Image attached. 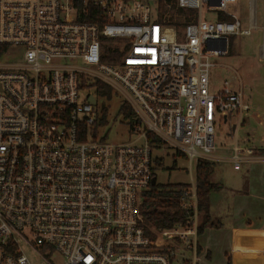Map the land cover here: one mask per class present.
<instances>
[{"label": "built area", "instance_id": "2783aa9c", "mask_svg": "<svg viewBox=\"0 0 264 264\" xmlns=\"http://www.w3.org/2000/svg\"><path fill=\"white\" fill-rule=\"evenodd\" d=\"M215 1L178 0L198 12L179 30L159 21V0H0L1 56L15 59L0 64V264L199 262L196 167L221 160L217 129L233 139L236 169L264 160L254 135L238 136L251 109L241 78L214 92L209 80L231 38L256 25L243 28L237 0ZM112 93L135 113L132 141L98 132V98ZM148 134L191 172L178 193L183 219L151 227L152 237L142 204L159 158ZM249 261L264 264V244Z\"/></svg>", "mask_w": 264, "mask_h": 264}, {"label": "rangeland", "instance_id": "374dc122", "mask_svg": "<svg viewBox=\"0 0 264 264\" xmlns=\"http://www.w3.org/2000/svg\"><path fill=\"white\" fill-rule=\"evenodd\" d=\"M229 5L241 20L243 28H250L251 23L256 28L251 29L250 35L231 38L229 53L217 59L221 66L210 70V90L214 92L219 89L226 78H241L244 100L251 109L244 116L238 136L243 140L254 135L249 145L264 148V0H237ZM208 7L207 4L203 5V17L213 20L216 12L209 11ZM14 60L12 55L0 56V64ZM124 99L114 93L110 98H98L99 108L105 110L107 122L98 125L97 129L99 133L106 134L108 142H127L135 138L129 120L119 112ZM216 143L214 155L221 160L215 161L211 180L218 187L207 199L211 222L199 234L205 252L199 254L201 259L197 264H228L232 259L233 241L236 239L237 244L247 233H255L254 226L264 228V160L246 162L236 169L231 162L233 139L226 127L217 129ZM258 153L262 154L261 151ZM153 157L159 158L158 162H161L154 167L157 196L164 190L174 191L180 185L191 183L189 159L185 155L173 149L154 147ZM193 174L195 168L192 169ZM156 205L159 210H163L157 197ZM143 221L146 223L145 219ZM258 237V241H264V231L258 233ZM236 264L243 262L238 259Z\"/></svg>", "mask_w": 264, "mask_h": 264}, {"label": "trees", "instance_id": "16d2710c", "mask_svg": "<svg viewBox=\"0 0 264 264\" xmlns=\"http://www.w3.org/2000/svg\"><path fill=\"white\" fill-rule=\"evenodd\" d=\"M159 21L164 24L174 25L177 29L185 27L188 23L193 22L198 17V12L193 9H185L178 5V0H159ZM218 19L229 21L230 17L220 13ZM3 53V49H0V56ZM100 93H102V87H100ZM119 112L123 113L129 120V125L135 119V113L131 106L126 103H121L119 106ZM107 121L104 117L101 120V124L104 125ZM149 142L152 146L159 142L151 134H148ZM264 153V149L262 150ZM161 162H158L160 164ZM215 162L200 159L196 167V193L198 199V208L202 214V221L199 226V233H202L207 225L210 224L211 217L207 208V199L209 194L215 190L218 186L212 182L211 176L213 174ZM155 175V173H154ZM156 176V175H155ZM154 184L150 191L145 193L144 202L142 204V215L146 221L145 230L146 234L151 236V227L163 228L172 226L176 222L183 219V211L178 208V193L180 188H188L190 185H180L174 191H163L157 196V188ZM156 197L159 198L163 210H159L156 205ZM212 224V223H211ZM153 235V234H152ZM152 237V236H151ZM245 239H242V241ZM240 241L236 244L237 250L240 248ZM155 243V241H154ZM243 246V245H242ZM228 264H232L231 259ZM236 264V263H235Z\"/></svg>", "mask_w": 264, "mask_h": 264}, {"label": "crops", "instance_id": "0c3cea01", "mask_svg": "<svg viewBox=\"0 0 264 264\" xmlns=\"http://www.w3.org/2000/svg\"><path fill=\"white\" fill-rule=\"evenodd\" d=\"M254 231H256L253 234H249L247 233L245 236V240L242 241V243L240 244V248H238L237 250V246H236V239L233 241V253H232V264H235L237 262L238 259H240V261L243 262V264H249V258L251 256V254L256 253L257 250L264 244V241H258L259 237H258V233H261L262 231H264V228H257V227H252ZM199 245H200V249L201 252L203 254V252H205L202 249V245L200 244L199 241ZM243 245V246H242Z\"/></svg>", "mask_w": 264, "mask_h": 264}, {"label": "water", "instance_id": "95a60500", "mask_svg": "<svg viewBox=\"0 0 264 264\" xmlns=\"http://www.w3.org/2000/svg\"><path fill=\"white\" fill-rule=\"evenodd\" d=\"M219 4H220V0H216L213 5L217 6ZM0 89H1V86H0ZM155 183H156V177H154L153 180H152V184H155Z\"/></svg>", "mask_w": 264, "mask_h": 264}]
</instances>
